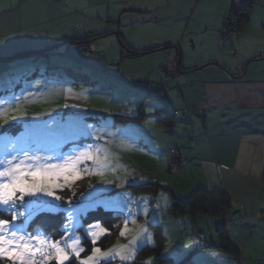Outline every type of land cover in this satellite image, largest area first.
I'll list each match as a JSON object with an SVG mask.
<instances>
[{"label": "crops", "instance_id": "obj_1", "mask_svg": "<svg viewBox=\"0 0 264 264\" xmlns=\"http://www.w3.org/2000/svg\"><path fill=\"white\" fill-rule=\"evenodd\" d=\"M8 8L19 10L18 29L30 34L27 45L12 54L102 36L84 45L93 52L90 60L95 55L107 62L108 53L116 54L119 84L106 89L119 87V95L135 102L131 114L114 115L100 131L120 135L89 142L106 149L120 168L126 157L137 165L157 161L160 170L147 175L181 200L197 189L224 193L231 210L214 226L223 228L242 264H264V0H12ZM242 8L245 24L223 38L225 20ZM82 47L75 52L88 56ZM73 49L47 55L59 61ZM88 65L91 72L77 75L81 81L95 77L96 68ZM75 70L61 72L76 76ZM62 87L64 107L90 111L95 89ZM163 106L173 114L171 124L157 122ZM140 109V121L119 118L135 117ZM171 149L179 154L180 168L161 179ZM255 234L260 246L252 261L239 244L250 243Z\"/></svg>", "mask_w": 264, "mask_h": 264}, {"label": "rangeland", "instance_id": "obj_2", "mask_svg": "<svg viewBox=\"0 0 264 264\" xmlns=\"http://www.w3.org/2000/svg\"><path fill=\"white\" fill-rule=\"evenodd\" d=\"M12 0H0V49H4L5 55L0 56V109L8 108L10 110L9 115H12V109L16 108L17 105L20 106L21 111L25 113L21 120H11L8 119L7 123L3 119H0V160L5 158L6 153H11L16 155L12 147V141H16L17 138H20L24 134V140L28 143L36 142L39 146H48L54 143H59L64 139L65 135L69 132H78L81 126V121L83 123L92 125L94 130L101 131L108 126V122L113 119V116L122 114V111L132 113L131 106L134 104V99H129L128 96L119 95L121 89L118 87L114 92L112 90L106 89L107 86L119 84V78L116 77L117 72V61L116 54L112 56L110 53L107 62H104L102 58L95 57L93 55L92 61L90 58L86 62L80 61V55L77 54V59L75 64L80 65L82 71L77 72L75 70V64L73 62L65 61L63 66L61 62L56 60L58 65L63 68L70 70H75L77 72L76 76L61 72L62 69L50 70L45 68L40 70L43 66L42 61L35 56H20L15 59L9 57L14 51L23 49L27 45L28 36L26 34L25 28L22 30L18 29L21 26L19 18V10H13L10 12L9 5ZM14 1V0H13ZM24 21V20H23ZM22 39V40H21ZM7 46V47H5ZM13 46H16L14 49ZM13 47V48H12ZM111 51V48H104ZM20 51V50H19ZM93 68L94 78H88L89 82L82 84L80 78L77 75L86 76V71L89 70V65ZM52 64V60H50ZM46 67V65H44ZM88 72V73H89ZM103 74L109 76L108 79L102 77ZM112 82H109V81ZM76 86H83L82 90L91 89L96 90V95H92L91 101L92 105L90 111L86 114L75 113L70 109L64 107V99L61 94L58 92H47L44 89L48 87H57L60 89L62 82H69ZM97 82L95 85H93ZM15 97H24L25 99L16 100ZM97 105V106H96ZM146 110H149L147 106ZM102 117L105 120L101 121ZM89 118V119H86ZM98 119V127H95V124ZM25 122L29 125L28 128L25 127ZM112 123V122H111ZM45 124L47 125L45 127ZM36 125V127H32ZM120 126V125H119ZM106 132V131H104ZM91 141H97L95 136H82L79 139L72 141L71 143L64 144L60 149V152L67 154L70 150L76 147H82ZM22 146L19 142L16 147ZM27 146V145H24ZM33 154L30 151V155ZM43 157L55 156L56 153L43 150L38 153ZM156 156V155H153ZM158 157V155H157ZM11 158V155L8 156ZM123 163L121 168L119 167V162L109 156V163L114 167L104 173L103 176L88 175L87 173H82L80 179H77L74 183L71 184L70 190L73 194H79L77 198V205H82L86 208L84 214L72 221L73 224L79 225L76 230V235L81 237V246L84 248V251L81 253V259L86 258L91 255V249L93 244L91 243V237L86 235L84 229L88 225L83 224V219L87 216L88 211H94L98 208L106 211L109 210L114 213V216L120 217L119 220L115 222L117 225L120 221V227L116 230L121 231L123 229V220L125 219L128 207L133 209V212L136 213L137 208L139 212L134 215L135 223L131 221L128 224V231L124 237H121L119 234L116 236V233L111 237L110 244L105 248L101 249L102 251H107L110 248L116 246L127 245L134 237H137L142 231V226L147 227L148 232L152 234L153 240L155 241V247L151 244H146L143 246L142 250H139L134 258L127 262H121L119 258L111 261V264H145L146 261L154 260L155 264H161L158 260L165 258L171 259V264H173V256L171 253L173 251L187 250V247H193V234L200 232L203 236V241H206L207 245H220V239L216 235L217 226H214V223L217 222V219H211L206 217H201L199 219L191 220L186 216L171 217L167 213V209L171 204V195L169 192H164L160 189L156 190V195L151 192H141L129 188V185H137L138 182L142 181H151L150 183H155V178L153 176L147 175L146 172L160 170V163L157 161H152L149 163L147 160H139V166L134 164V160L130 157L122 158ZM51 162L57 163L56 159L51 161H41V163ZM88 167L91 168V162H87L86 165H81V168ZM94 181H92V178ZM150 177V180H141L143 178ZM161 179L164 177L171 176L163 171L160 174ZM102 180L111 181L112 183L104 184L101 183ZM63 183V181H61ZM91 185V187H90ZM119 185V187H117ZM69 188V187H68ZM150 189V186L146 187ZM103 189L101 192L100 190ZM115 190V191H114ZM60 189H56L57 195H61ZM114 191V192H112ZM112 192V193H109ZM83 193V195H81ZM91 194V195H90ZM161 196L160 198L157 196ZM165 196V198H163ZM119 197V201H117ZM159 198V199H158ZM28 197H25V200H28ZM64 199V198H63ZM167 200L166 203L161 201ZM71 200L70 198L67 199ZM96 200H103L108 202L115 201V206L109 203V206L105 207L103 204H98L95 207H89V205L94 204ZM75 201V200H74ZM59 203V202H58ZM67 206V205H66ZM125 207L124 212H120L119 208ZM147 208V215L144 214V209ZM66 217V223L67 216ZM27 216V213L25 214ZM2 218H8L7 216ZM32 219L25 220V217H20L15 222L16 224L25 221V228L27 232L31 231L28 226ZM64 224V225H65ZM101 227H104L100 223ZM105 228V227H104ZM108 230V229H107ZM41 232V231H40ZM43 233V232H41ZM45 234V233H44ZM47 235V234H46ZM71 235V232H65L63 227V237ZM111 231H107L104 236H101L100 239L96 242V247H99L98 242L105 236L110 237ZM258 235L255 234L254 239L250 243L245 244L243 241L239 244V248L244 252V257L250 258L252 261L258 259V250L260 246V240H256ZM89 241L92 244L89 253H85L86 246L83 245V242ZM146 248V249H144ZM256 248V249H255ZM253 250V253H252ZM198 251V250H197ZM199 254L206 257L209 261V264H242V259L229 256L221 250H203L198 251ZM74 261V264H79V260L75 257H72L70 261ZM55 262V261H52ZM0 264H10L6 259L0 260ZM100 264H105L104 261H101Z\"/></svg>", "mask_w": 264, "mask_h": 264}, {"label": "snow or ice", "instance_id": "obj_3", "mask_svg": "<svg viewBox=\"0 0 264 264\" xmlns=\"http://www.w3.org/2000/svg\"><path fill=\"white\" fill-rule=\"evenodd\" d=\"M3 55H5V51L0 49V56ZM121 87L128 88L131 86L122 85ZM15 99L25 98L15 97ZM160 103L162 104L163 101L161 100ZM149 110L151 111V108ZM9 112L10 110L6 107L0 109V119H3L5 123L8 119L21 120L25 115L19 105L11 110L12 115H9ZM25 127H29L27 122H25ZM32 127H36V125H32ZM93 135L97 140H101L104 136L115 137L120 135V130L99 132L94 130L92 125L81 121L79 131L67 133L59 143L42 147L36 142L28 143L24 140V134L16 141L11 142L17 154L6 153L5 158L0 160V259H6L10 264H52V261H55V264H65L66 261L75 257L79 260V264H100L101 261H104L105 264H111V261L116 258H119L121 262L132 260L146 244L155 247L152 234L148 232L145 225L142 226L140 234L127 245L102 251L100 247L95 245L108 230L96 222L89 224L84 229L85 234L91 237L93 244L91 255L84 259L80 258L84 248L81 246V237L76 235L79 225L78 223L73 224L72 221L82 216L86 208L82 205H74L71 200L67 201V206H65L62 196L57 195L56 189L63 190L64 187H71L72 183L81 178L82 173L103 176L106 171L114 166L109 163V153L100 144L74 146L67 154L60 152V149L64 144L71 143L82 136ZM18 142L22 146L17 148ZM46 149L56 153V155L43 157L35 154ZM30 151L33 154L30 155ZM9 155H11L10 159L8 158ZM53 159L58 162L41 163V161ZM87 162H91L92 167L81 168V165H86ZM101 183L109 184L112 182L102 180ZM100 191L102 192L103 189ZM25 197L29 199L25 200ZM117 201H119V197H117ZM109 203L115 206L116 202L96 200L89 207H95L98 204L107 207ZM165 203L167 204L166 199ZM119 211L124 212L125 207L121 206ZM139 211L137 208L136 213ZM147 211L145 207V215H147ZM126 212L127 215L123 220L124 227L119 233L121 237H124L128 231L129 222L135 223L134 215L136 213L133 212V209L128 207ZM26 213L27 216H25ZM58 213L66 214L68 223L63 227L64 231L66 233L71 232V235L55 241L51 235L41 233L39 230L27 232L25 221H21L19 224L15 223L20 217H25V220L33 217L47 219ZM5 216L8 218H2ZM171 255L173 256V264H209L206 257L190 246L187 247L186 251H173ZM145 264H155V262L150 259Z\"/></svg>", "mask_w": 264, "mask_h": 264}, {"label": "trees", "instance_id": "obj_4", "mask_svg": "<svg viewBox=\"0 0 264 264\" xmlns=\"http://www.w3.org/2000/svg\"><path fill=\"white\" fill-rule=\"evenodd\" d=\"M233 18H234V24L231 26L232 31H235L239 28H241L245 22H246V9L242 8L241 10H234L233 13ZM105 35V34H104ZM102 36H98L97 38H101ZM95 39H91L88 38L85 40H80V41H74V42H61V43H56L52 46H48L45 49L42 50H38V51H32V52H18L15 54L10 55L9 57L15 59L17 57L20 56H41L43 57V59L41 58V61L43 63V66L41 67L40 70H44L45 68H49L50 70H65L67 68H63V64L65 61H71L73 63H76L75 61L79 58H77V53L76 51V46H83V50L86 51L87 55H84L83 53H80V61L82 60V57L84 56V58L87 60L88 58L91 57V54L93 52H91L89 50V48L85 47L84 45L88 44L91 41L96 40ZM85 41V42H84ZM89 41V42H88ZM84 42V43H83ZM66 48L67 50L73 49L72 50V55H65L63 56V58H60V62L61 65H58V63H56L55 59L53 56H49L47 55V53H50V51H56L58 50V48ZM79 48V47H78ZM77 48V49H78ZM128 49V48H127ZM94 51V50H93ZM79 55V54H78ZM83 58V59H84ZM50 60H52V64H50ZM46 65V67L44 66ZM82 84H84L85 81H81ZM64 83H69V85L75 87V88H82L83 86H76V84L72 85L69 82H62L60 89H58L57 87H48L46 89H44L47 92H58L59 94H61V89H63L62 85ZM97 82H95L93 85H95ZM86 84H88V81H86ZM115 117V116H114ZM117 117H115L116 119ZM120 119H124V121H140V119L143 118V112L141 111V109L138 111L137 116L135 117H128V118H124V117H119ZM89 119V118H86ZM100 121V119H98L95 124V127H98V122ZM157 122L162 124V125H167V124H171L172 123V114L167 111L166 107L163 106L162 108L157 110ZM181 160V159H180ZM150 186V189H147L146 187ZM129 188H132L133 190H137V191H141V192H151L154 193V196L156 195V190L161 189L165 191L164 187H158L157 185L150 183L147 185H129ZM167 190V189H166ZM115 191V190H114ZM112 191V192H114ZM60 193H62L61 195L63 196V202L65 203V206L67 205V199L70 198L71 195V201L74 202V205H77L78 200L77 198L79 197V194H73L71 193L70 187H64L63 190L59 191ZM109 192V193H112ZM170 192V191H168ZM171 204L167 209V213L169 216L171 217H179V216H186L191 220H196L199 219L201 217H206V218H219L222 216H225L227 213L230 212L231 210V203L229 198L224 194V193H220V192H208L206 190L203 189H197L195 190L188 199L186 200H181L180 198H178L176 195H174L173 193L171 194ZM75 200V201H74ZM120 217L114 216V213L109 211V210H102L101 208H98L97 210L94 211H88L87 212V216L83 219V224L84 225H89V224H93L96 222L101 223L106 229H108L109 231H111V235L110 237L105 236L104 238H102L99 242H98V246L101 249H105L109 244H110V240L111 237H113L116 233V236L119 234V231L116 232L117 229H119L118 227H120V221L118 222V224L116 225L115 222L117 220H119ZM66 222V217L64 214H53L51 215L49 218L47 219H41L38 217H33L32 220L29 223L28 228L33 231V230H39L47 235H51L52 239L55 240H59L63 237V226ZM216 235L217 237L220 239V245L219 246H214V245H207L206 241H203V236L200 232H196L195 234H193V247L198 250V251H203V250H221L222 252L226 253L229 256H233L235 258H238V253L237 251L233 248V246L230 244V242L228 241L225 232L223 230V228L217 229L216 231ZM83 245L86 246V251L85 253H89L90 249L92 247V244L87 240L85 242H83ZM146 249V248H144ZM2 260V259H0ZM161 264H171V259L165 258L162 260H158ZM52 264H55V262H52ZM66 264H74V261L68 262Z\"/></svg>", "mask_w": 264, "mask_h": 264}, {"label": "built area", "instance_id": "obj_5", "mask_svg": "<svg viewBox=\"0 0 264 264\" xmlns=\"http://www.w3.org/2000/svg\"><path fill=\"white\" fill-rule=\"evenodd\" d=\"M234 21L235 20L232 15L225 20L224 29H223L224 30L223 38H226L227 34L232 31L231 26L235 23ZM167 157H168L167 173L169 175H175L176 173H178L181 164L179 154L176 150L171 149L169 150Z\"/></svg>", "mask_w": 264, "mask_h": 264}, {"label": "clouds", "instance_id": "obj_6", "mask_svg": "<svg viewBox=\"0 0 264 264\" xmlns=\"http://www.w3.org/2000/svg\"><path fill=\"white\" fill-rule=\"evenodd\" d=\"M233 16V15H232Z\"/></svg>", "mask_w": 264, "mask_h": 264}, {"label": "water", "instance_id": "obj_7", "mask_svg": "<svg viewBox=\"0 0 264 264\" xmlns=\"http://www.w3.org/2000/svg\"><path fill=\"white\" fill-rule=\"evenodd\" d=\"M139 55V54H138Z\"/></svg>", "mask_w": 264, "mask_h": 264}]
</instances>
